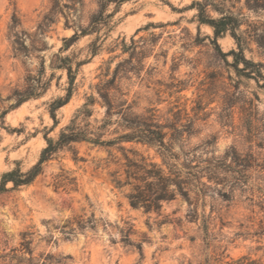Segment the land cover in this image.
Instances as JSON below:
<instances>
[{
	"label": "rangeland",
	"instance_id": "374dc122",
	"mask_svg": "<svg viewBox=\"0 0 264 264\" xmlns=\"http://www.w3.org/2000/svg\"><path fill=\"white\" fill-rule=\"evenodd\" d=\"M80 2L58 13L41 37L37 25L51 0H0V176L17 164L23 171L35 164L45 136L55 139L86 96L98 97L96 85L117 69L116 85L131 112L167 127L166 141L181 161L217 168L204 172L203 194L190 191L188 200L177 195L158 212H144L129 206L130 186L117 188L113 182L125 179L122 153L75 143L80 161L63 150L31 185L0 195L5 263L30 247L34 256L70 255L69 264H197L205 258L210 264H264V81L250 76L253 66L247 74L236 71L234 40L226 34L215 44L212 29L197 22L195 8L204 2L213 18L220 12L234 16L244 57L261 63L264 75V0H132L115 13L110 32L92 33L59 52L62 38L78 25L86 27L106 0ZM113 9L107 5L105 14ZM13 15L20 20L14 31ZM97 39L92 56L88 47ZM57 57H69L73 70L75 63L83 64L70 101L56 111L55 126L49 103L67 88L66 71L51 65ZM42 63L50 80L46 92L12 108L14 93L42 72ZM104 114L98 98L92 119L100 121ZM123 146L162 164L152 147ZM79 215H94L95 228L64 239ZM203 219L209 224L208 247ZM125 235L133 245L144 239L140 262Z\"/></svg>",
	"mask_w": 264,
	"mask_h": 264
},
{
	"label": "trees",
	"instance_id": "16d2710c",
	"mask_svg": "<svg viewBox=\"0 0 264 264\" xmlns=\"http://www.w3.org/2000/svg\"><path fill=\"white\" fill-rule=\"evenodd\" d=\"M130 1L132 0H106L99 11L90 17L86 27L78 25L70 37L62 38V46L59 52L67 50L80 38L92 33H99L101 30L106 31V33L110 32L113 28L111 19L124 3ZM76 4L81 5L80 0H51V9L37 25V34L41 37L45 35L51 25L55 23V16L61 13L64 8H74ZM110 4L114 5V9L112 12L105 14L106 7ZM207 6L208 4L204 2L195 3L197 22L212 29L215 44L217 39L229 34L237 46V51L231 52L236 71L247 74L248 66H253L255 70L252 71L253 75L250 76H254L257 81H264L261 63H253L244 57L243 46L245 41L240 34L238 20L234 16L223 12L219 13V17L213 18L207 13ZM67 24L68 21L65 25L67 26ZM19 26L20 20L16 15H13L11 30L14 31ZM97 41L98 39L88 47L92 56L97 53ZM16 51L20 52L19 49H16ZM82 64V61L75 63V70H73L69 57H57L56 62L51 64L54 69L65 70L67 75L65 95L49 103V114L55 126L58 124L56 111L70 101L74 92L76 75ZM240 64H243V66L240 67ZM42 69V72L36 77H29V84L25 90L14 93L15 103L12 108L21 105L28 99L41 97L46 92L50 80L45 77L43 63ZM117 73L118 69L115 70L113 77L96 85L95 89L98 97H95L93 93L86 96L84 103L75 111L69 123L61 128L55 139L45 136L46 145L41 150L35 164L25 171L17 164L13 169L2 173L0 176V195L10 189L31 185L42 174L47 162L63 150L70 151L75 162L80 161L77 152L73 149V144L81 142L107 149L115 148L122 153L125 161V179L115 178L113 182L117 188L130 186L131 190L126 197L132 209L158 212L163 202L171 201L177 195L188 200L190 191L203 194L204 189L207 188L202 181L203 174L211 167L216 169L217 165L202 162L195 164L188 158L181 161L180 157L173 151L170 141H166L165 128L167 127L160 125L152 118H144L134 114L131 112L132 105L128 104L126 99L121 100L124 94L116 85ZM117 95L119 97H116ZM98 98L105 107L104 117L100 121L96 118L92 119L94 106ZM6 113L7 111L4 114ZM114 116L116 117L115 120H113ZM112 125H117L119 129H111ZM170 140H174V137H171ZM123 144L154 148L160 156L162 164L153 163L137 151L126 149ZM129 153L131 156H129ZM8 184L12 185L11 188L7 187ZM96 223L94 215L91 217H85V215L73 217L69 223L71 228L68 232L63 233L64 239L70 240L78 232L84 233L88 229H94ZM201 229L205 247H208L210 246V233L209 224L205 219L202 220ZM128 235L123 237L124 242L138 252L140 262L143 259L142 242L144 239L133 245L128 241ZM27 253L29 257H25ZM6 258L7 256L0 255V264H12V261H15L14 264H69L72 260L70 255L53 254L51 252L34 256L30 247L29 251L26 249L21 256L13 255L10 257L8 263H5ZM197 264L210 263L205 258L203 262Z\"/></svg>",
	"mask_w": 264,
	"mask_h": 264
}]
</instances>
